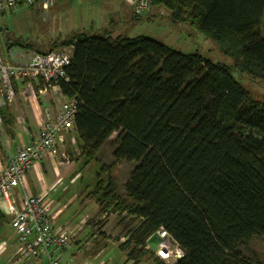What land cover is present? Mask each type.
<instances>
[{
    "label": "trees",
    "instance_id": "1",
    "mask_svg": "<svg viewBox=\"0 0 264 264\" xmlns=\"http://www.w3.org/2000/svg\"><path fill=\"white\" fill-rule=\"evenodd\" d=\"M153 7L203 33L231 63L107 30L52 42L72 45L60 92L76 99L72 129L85 163L113 134V159L135 163L122 192L97 173L87 195L101 213L135 221L119 245L130 264H168L148 245L161 229L183 251L172 264H264L250 248L264 239V101L233 75L264 82V0Z\"/></svg>",
    "mask_w": 264,
    "mask_h": 264
},
{
    "label": "rangeland",
    "instance_id": "2",
    "mask_svg": "<svg viewBox=\"0 0 264 264\" xmlns=\"http://www.w3.org/2000/svg\"><path fill=\"white\" fill-rule=\"evenodd\" d=\"M125 3L124 0H57L46 10L42 9L39 4L32 6L20 4L15 13L0 12V52L4 51L6 38H10V41L28 43L33 46L31 48L46 51L60 48L59 46L53 47L52 42L65 39L73 32L107 30L130 37L138 35L149 37L184 54L198 51L213 62L231 63V59L224 56L217 45L203 33L193 31L188 23L172 22L167 10L163 7H153L151 16L139 20L129 17L121 28L113 29L111 18L113 14L122 11V8L126 6ZM126 9L127 12L131 11L129 8ZM233 75L254 99L264 101L263 81H252L247 75L238 74L235 71ZM18 98L21 100L18 102L23 105L16 112L19 124L30 127L31 130L38 129L40 120L25 117L21 109L24 108L27 116L31 115L30 97L22 93L15 95L14 100ZM45 98L44 95H37L36 101L40 102L38 103L40 105L41 100ZM5 110V106L1 108L3 116ZM2 126L3 133L10 138L5 119ZM15 134L10 145L4 142L5 148L9 145L10 149H14L16 145L26 140L20 131L15 130ZM114 136L115 134L95 152L94 159L87 163L80 155L78 146L77 148L67 146L61 149V152H65L68 156V161L72 160L73 163L69 164L70 162H66L61 157L56 160H63L59 166H68L67 171L75 170H72V174L79 173V178L76 177L75 181L71 182L70 178L60 180L53 173L51 176L49 174V180L46 176L41 179V192L60 209L56 222L73 228L77 238H80L77 241L79 244L74 246L79 250V254L71 264H130L127 261L126 252L122 251L119 245L126 239V229L135 221L110 211L101 213L99 207H96L95 200L87 198L88 192H92L95 188L98 175H101L104 182L111 176L116 191L122 192L123 184L135 165L134 162L113 159L110 142ZM103 166L104 170L101 169ZM89 217L90 227L85 222ZM75 238L76 235L73 243ZM10 244L18 247L15 232L7 216L4 221L0 222V250L6 247L7 251ZM148 245L165 263H168L167 260L159 255L161 248H167L174 259L179 250L178 246L167 236L157 238L153 235ZM250 248L264 260V239L253 240ZM5 262L3 257H0V264H6ZM138 264H154V262L151 258L144 257Z\"/></svg>",
    "mask_w": 264,
    "mask_h": 264
},
{
    "label": "built area",
    "instance_id": "3",
    "mask_svg": "<svg viewBox=\"0 0 264 264\" xmlns=\"http://www.w3.org/2000/svg\"><path fill=\"white\" fill-rule=\"evenodd\" d=\"M55 1L0 0V12L15 13L20 4H39L46 10ZM127 1L137 17L147 14L152 8V0ZM13 45H5L3 53L0 52V127L3 124L1 108L14 100L17 88H22V93L33 102H37V95L48 94L56 107L38 109L40 123L35 137L17 147L0 168V209L11 216V227L18 244L12 264L24 261H32L33 264H71L79 254L73 245L72 232L54 226L50 201L45 195L30 192L27 173L34 163L44 157H61L69 164L73 163L72 160L68 161V156L61 149L64 133L73 128L77 104L75 97L60 92V82L67 81L66 66L70 62L72 45L46 51ZM18 189L21 190L20 194H16ZM157 233L161 238L167 236L162 229ZM178 249L175 257L183 254L182 249Z\"/></svg>",
    "mask_w": 264,
    "mask_h": 264
},
{
    "label": "crops",
    "instance_id": "4",
    "mask_svg": "<svg viewBox=\"0 0 264 264\" xmlns=\"http://www.w3.org/2000/svg\"><path fill=\"white\" fill-rule=\"evenodd\" d=\"M124 1L126 2L125 3L126 6L122 8L121 12H119V13L117 12V13L113 14V16L111 18V20L113 22V29L121 28L123 26V24H125L127 19H129V17L135 18L137 20L141 19V18H137L133 15L132 7L129 5V2L127 0H124ZM126 8H129L131 11L127 12ZM150 12H151V10L144 17H148L149 15L151 16L152 12L151 13ZM115 34H121V33H115ZM19 94H22V90L17 88L16 89V96ZM44 96H46V98L44 100H41L40 105L38 104L40 102H33L31 100L32 106L30 105V108H29L31 115L27 116L26 112L24 111V108H21L25 117H28L31 120H35V119L37 120L40 118V113H39L38 109H40L44 106L56 107V103L53 99H51L50 95L47 94ZM18 101H21L20 98H18L17 100H13L11 103H9L6 106V110L4 112L3 123H4V119H5L6 124L8 125V132H9L8 135L10 136V138L6 137V134L3 133V131H2L3 126H1L0 127V168L3 167L7 163L9 156H11L14 153V151L17 147H20V146L27 144L31 139H33L35 137L36 132H37V128L35 130H31L30 127L27 128L26 126H23V125L21 126L19 124V122H18L19 118L17 117L16 112L18 111L19 107L23 106V105H22V103H20ZM17 127H19V129ZM15 130L20 131L24 135L26 140L24 142H22L21 144L16 145L14 147V149H10L9 145H10L11 141L16 136ZM64 139L65 140H64V144L62 147L69 146L72 148L73 147L77 148L78 139L76 137V133H75L74 129H70L69 131L65 132L64 133ZM4 142L6 144L7 143L9 144L8 148L7 147L5 148ZM61 163L62 162H60L59 160H56V159H53L50 157H44L41 161L34 163L32 168L30 169V171L27 173V185H28V189L30 190V192L32 194L45 195L41 192V181H42L41 179H43L44 176H46L49 180V174L51 176V173H53L54 176H57V178L60 180L65 179V178H70L71 182H73L77 178H79L78 172L72 174L73 171H75V170L71 169V170L67 171L68 166H64V165L59 166ZM76 171H77V167H76ZM20 193H21V190L18 189L16 191V194H20ZM87 198H91V197L88 196ZM52 203L53 202H50V211H51L52 215L54 216V218H53L54 226L57 228H66V229L71 230L72 239H74V236L76 235V238H75V241L73 244H74V246H77V244H79V243H77V241H79L80 238H77L78 236H77V234L74 233L73 228H71L69 226H64L63 224H58L56 222L57 218L60 214V209L57 205H54ZM95 204H96V202H95ZM96 207H98L97 204H96ZM7 216L9 218V220L11 221V216L4 213V219ZM4 219L2 221H4ZM89 219H90V217L85 222H86V225H88L90 227V224H91L90 221L91 220H89ZM91 234H92V232H91ZM5 249H6V247H5ZM5 249L2 248V250H0V257H3V261L4 262L6 261L5 262L6 264H12V262L14 261L15 255L17 253V248L10 244L9 247L7 248L8 250L6 251ZM1 254H3V255H1ZM20 264H33V262L32 261H24Z\"/></svg>",
    "mask_w": 264,
    "mask_h": 264
},
{
    "label": "bare ground",
    "instance_id": "5",
    "mask_svg": "<svg viewBox=\"0 0 264 264\" xmlns=\"http://www.w3.org/2000/svg\"><path fill=\"white\" fill-rule=\"evenodd\" d=\"M56 2V1H55ZM133 12V11H132ZM134 15V14H133ZM146 14H144L143 16H141V17H137V16H135V17H137V18H143L144 16H145ZM1 210V209H0ZM2 212V211H1ZM3 213V212H2ZM4 214V213H3ZM73 240V239H72ZM74 245V244H73ZM159 255L161 256V257H164L166 260H167V262H168V264H172L173 262H174V258H173V256H171V253L169 252V250L167 249V248H165V247H163V248H161L160 249V252H159Z\"/></svg>",
    "mask_w": 264,
    "mask_h": 264
}]
</instances>
